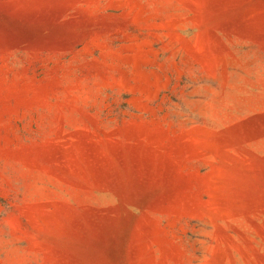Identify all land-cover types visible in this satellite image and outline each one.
<instances>
[{
    "label": "rangeland",
    "instance_id": "1",
    "mask_svg": "<svg viewBox=\"0 0 264 264\" xmlns=\"http://www.w3.org/2000/svg\"><path fill=\"white\" fill-rule=\"evenodd\" d=\"M0 264H264V0H0Z\"/></svg>",
    "mask_w": 264,
    "mask_h": 264
}]
</instances>
